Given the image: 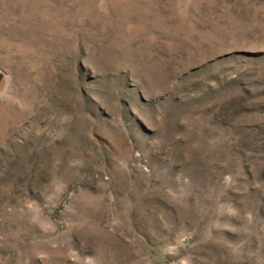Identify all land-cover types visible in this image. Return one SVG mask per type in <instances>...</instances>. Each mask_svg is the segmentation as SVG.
<instances>
[{
    "label": "rangeland",
    "instance_id": "obj_1",
    "mask_svg": "<svg viewBox=\"0 0 264 264\" xmlns=\"http://www.w3.org/2000/svg\"><path fill=\"white\" fill-rule=\"evenodd\" d=\"M0 264H264V0H0Z\"/></svg>",
    "mask_w": 264,
    "mask_h": 264
}]
</instances>
